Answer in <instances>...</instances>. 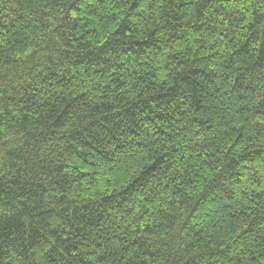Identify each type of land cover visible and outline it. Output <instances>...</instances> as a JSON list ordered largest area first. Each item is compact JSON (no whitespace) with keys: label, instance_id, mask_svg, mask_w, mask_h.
<instances>
[{"label":"trees","instance_id":"obj_1","mask_svg":"<svg viewBox=\"0 0 264 264\" xmlns=\"http://www.w3.org/2000/svg\"><path fill=\"white\" fill-rule=\"evenodd\" d=\"M0 264H264V0H0Z\"/></svg>","mask_w":264,"mask_h":264}]
</instances>
